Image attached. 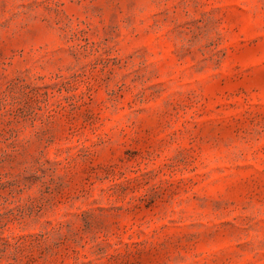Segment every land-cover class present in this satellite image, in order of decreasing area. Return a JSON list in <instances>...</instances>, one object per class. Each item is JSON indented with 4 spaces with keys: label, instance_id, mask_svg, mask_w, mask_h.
<instances>
[{
    "label": "rangeland",
    "instance_id": "374dc122",
    "mask_svg": "<svg viewBox=\"0 0 264 264\" xmlns=\"http://www.w3.org/2000/svg\"><path fill=\"white\" fill-rule=\"evenodd\" d=\"M0 264H264V0H0Z\"/></svg>",
    "mask_w": 264,
    "mask_h": 264
}]
</instances>
